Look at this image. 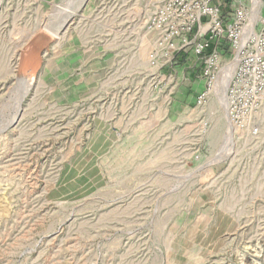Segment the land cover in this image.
<instances>
[{
	"label": "rangeland",
	"instance_id": "374dc122",
	"mask_svg": "<svg viewBox=\"0 0 264 264\" xmlns=\"http://www.w3.org/2000/svg\"><path fill=\"white\" fill-rule=\"evenodd\" d=\"M163 1L0 0V264H264V127L200 132L191 55L158 90Z\"/></svg>",
	"mask_w": 264,
	"mask_h": 264
},
{
	"label": "built area",
	"instance_id": "2783aa9c",
	"mask_svg": "<svg viewBox=\"0 0 264 264\" xmlns=\"http://www.w3.org/2000/svg\"><path fill=\"white\" fill-rule=\"evenodd\" d=\"M219 2L164 0L143 26L144 34L152 39L145 66L159 81L157 86H164L158 90L166 91L162 72L170 70L181 56L197 57L203 86L193 105L203 110L209 107L216 88H221L224 71L230 68L222 88L227 124L221 136L222 148L257 145L264 127V16L244 5L224 14ZM202 113L208 116L201 121L199 131L213 130V116L208 110Z\"/></svg>",
	"mask_w": 264,
	"mask_h": 264
},
{
	"label": "bare ground",
	"instance_id": "6f19581e",
	"mask_svg": "<svg viewBox=\"0 0 264 264\" xmlns=\"http://www.w3.org/2000/svg\"><path fill=\"white\" fill-rule=\"evenodd\" d=\"M86 1V0H85ZM252 7L254 8L253 10L255 11H259L263 8V5L261 3L260 0H252ZM78 8V7H77ZM155 9V6H154V2L146 9L145 11V16L148 17L151 10H154ZM76 10V9H75ZM49 32H47L48 34H50V36L54 37L55 35V32H52L51 30H48ZM57 32V30H56ZM145 41L148 42L145 38ZM145 45V43H143ZM147 50H148V46L146 44V48H145V51L143 52L142 51V54L145 56L146 53H147ZM142 55V56H143ZM229 74H230V68H227L225 71H224V74H223V78H221V88H216V92L214 94V97L211 99V102H210V105L208 108L204 109V110H208L209 111V115H212L213 116V122H214V129L213 131L216 132V131H220V130H225L226 129V115H225V107H224V104H223V86L226 84L227 82V79L229 77ZM203 109H197V111H201L203 112L204 111ZM180 112V113H177V116L179 117L180 115H183L184 114V109H182V107L180 106H176L175 107V112ZM196 111V112H197ZM138 131H140L138 129Z\"/></svg>",
	"mask_w": 264,
	"mask_h": 264
},
{
	"label": "crops",
	"instance_id": "0c3cea01",
	"mask_svg": "<svg viewBox=\"0 0 264 264\" xmlns=\"http://www.w3.org/2000/svg\"><path fill=\"white\" fill-rule=\"evenodd\" d=\"M264 16V15H263ZM192 56V55H191ZM184 57V56H183ZM194 57V56H193ZM194 58H196L197 60H199L197 57H194ZM179 61H182V59H180ZM200 69H201V67H200ZM199 73H200V70H199ZM198 91V90H197ZM197 91H194V93H193V95H192V104H193V102H194V97H195V95H196V93H197Z\"/></svg>",
	"mask_w": 264,
	"mask_h": 264
}]
</instances>
